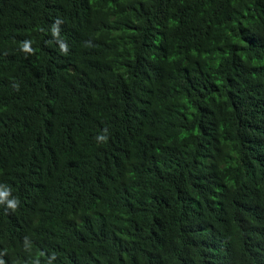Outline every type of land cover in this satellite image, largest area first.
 Segmentation results:
<instances>
[{
  "label": "trees",
  "instance_id": "trees-1",
  "mask_svg": "<svg viewBox=\"0 0 264 264\" xmlns=\"http://www.w3.org/2000/svg\"><path fill=\"white\" fill-rule=\"evenodd\" d=\"M0 197V264H264V0H0Z\"/></svg>",
  "mask_w": 264,
  "mask_h": 264
},
{
  "label": "clouds",
  "instance_id": "clouds-1",
  "mask_svg": "<svg viewBox=\"0 0 264 264\" xmlns=\"http://www.w3.org/2000/svg\"><path fill=\"white\" fill-rule=\"evenodd\" d=\"M61 48L63 51H67V46L66 45H61ZM23 51L25 52H32V49L29 45V42L25 41L23 43ZM100 139H104L103 137H101ZM0 203H3V198L0 197ZM17 205H18V201L16 200H11V201H8L7 202V207L12 209V210H15L17 208Z\"/></svg>",
  "mask_w": 264,
  "mask_h": 264
}]
</instances>
